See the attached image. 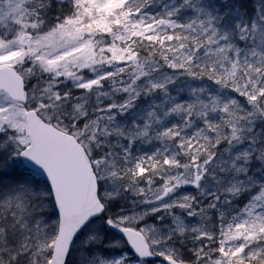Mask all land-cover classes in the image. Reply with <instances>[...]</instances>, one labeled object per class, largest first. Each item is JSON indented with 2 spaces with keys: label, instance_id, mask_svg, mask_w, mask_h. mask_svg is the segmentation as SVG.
I'll use <instances>...</instances> for the list:
<instances>
[{
  "label": "snow or ice",
  "instance_id": "6c2138e0",
  "mask_svg": "<svg viewBox=\"0 0 264 264\" xmlns=\"http://www.w3.org/2000/svg\"><path fill=\"white\" fill-rule=\"evenodd\" d=\"M0 264H264V0H0Z\"/></svg>",
  "mask_w": 264,
  "mask_h": 264
}]
</instances>
